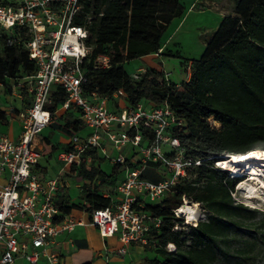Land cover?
Wrapping results in <instances>:
<instances>
[{
	"label": "trees",
	"instance_id": "trees-1",
	"mask_svg": "<svg viewBox=\"0 0 264 264\" xmlns=\"http://www.w3.org/2000/svg\"><path fill=\"white\" fill-rule=\"evenodd\" d=\"M12 0H0L11 4ZM80 10L73 18L74 25L86 28L87 45L91 46L90 63L84 64L88 81L83 85L84 96L95 91L106 96L108 109L118 112L167 103L182 124L168 131L180 141L184 155L200 164L188 176L181 178L161 198L150 201L139 198L138 212L149 217L146 233L154 258L143 259V264H252L256 238L233 244L236 232L243 226L260 229L264 219L255 211L232 198L235 186L241 181L230 170L216 165L226 155L243 154L254 148L264 150V0H236L231 14L225 15L205 40V48L198 59L190 61L187 81L176 85L163 71L145 67L133 78L124 65L132 59L159 54L161 39L171 21L183 15V0H79ZM12 40L8 44V40ZM24 30L5 31L0 28V88L11 94L12 86L36 72L29 58ZM98 54L109 58L106 68L94 69L91 59ZM22 95H28L21 90ZM117 91L122 95L114 96ZM66 98L56 86L50 93L51 114ZM220 125L211 128L208 119ZM7 114L0 106V123ZM81 120L72 128L78 129ZM54 129L64 127L51 124ZM140 146H148L152 134L139 129ZM134 129L129 131L133 136ZM96 156L90 150L84 155ZM156 168L159 164H151ZM121 164L112 167L116 174ZM97 169L84 172L92 179ZM142 177L146 179L144 173ZM154 179L151 181H157ZM182 198L199 204L206 219L184 227L183 218L175 215ZM86 204L65 206L63 214L72 208L92 212L110 206L111 200L96 190L88 192ZM160 220L158 227L153 221ZM249 222V224H247ZM174 246L173 251L167 245Z\"/></svg>",
	"mask_w": 264,
	"mask_h": 264
},
{
	"label": "built area",
	"instance_id": "built-area-1",
	"mask_svg": "<svg viewBox=\"0 0 264 264\" xmlns=\"http://www.w3.org/2000/svg\"><path fill=\"white\" fill-rule=\"evenodd\" d=\"M80 8L79 0H12L11 4H0V28L8 32L24 30L28 36L25 47L36 65L33 75L12 86V95L24 90L32 97L30 106L16 114L21 125L18 139L0 136V264H14L17 255L27 264H40L42 257L45 264H61L57 253L46 252L47 247L58 234L84 224L71 213L63 214L55 200L63 188L62 178L42 181L35 171L41 157L36 139L51 123L48 106L54 87L66 94L60 109H77L82 125L92 130L86 137L70 136L68 148L58 155L61 163L79 165L87 150L105 152L101 133L114 148L130 146L138 153L136 163L123 154L112 160L124 166L125 175L116 186L120 199L115 205L90 213L89 224L101 238L117 235V255L124 256L131 244L148 243L149 217L136 210L137 200L141 196L150 201L161 198L200 164L186 157L179 139L169 134L170 128L182 121L167 103L152 107L138 104L111 112L106 96L95 91L89 98L84 96L83 85L88 81L84 64L90 63L92 48L86 43V28L73 24ZM91 63L94 69L106 68L109 58L98 54ZM120 95L121 91L114 94ZM140 128L152 134L148 146H140ZM132 129L136 131L133 136L129 134ZM162 147L170 152H163ZM156 163L166 176L157 181L143 178L145 168ZM178 210L174 213L180 217ZM153 224L158 227L160 220Z\"/></svg>",
	"mask_w": 264,
	"mask_h": 264
},
{
	"label": "crops",
	"instance_id": "crops-1",
	"mask_svg": "<svg viewBox=\"0 0 264 264\" xmlns=\"http://www.w3.org/2000/svg\"><path fill=\"white\" fill-rule=\"evenodd\" d=\"M235 2L236 0H183L185 7L183 15L171 21H176V24L171 29L169 35L165 32L163 36L176 35L180 31L191 33L195 32L196 35H202L208 32L211 33L216 30L220 21L225 15L231 14V10H233ZM149 57L159 58L160 56L157 54L154 56L148 55L141 58V61L146 66L148 65V67L156 69L153 64L148 60ZM145 65H139L137 71H145ZM188 77L189 73L187 74V78L185 79V81L188 80ZM12 96L16 98L18 105L13 106L14 110L12 111V113H10V115H7L8 124L6 125V127L3 128L2 133L5 134L9 139L14 141L18 139V136L21 131L20 121L16 114L30 106L32 102V97L30 95L24 96L22 94ZM23 99H25L24 102ZM70 114L76 116H72L73 121L71 118H67V116H70ZM69 120H71V122H69ZM74 120H80V113L77 109H70L68 111H64L60 109V106H58L52 113L51 123L49 127L53 128L51 124H54L55 126L64 127L65 129H68L70 132H72V134H76L79 137H86L92 132L91 129L83 126L82 124L77 125V130L72 128L71 125L65 127L67 126V124H72ZM63 124L65 125L62 126ZM45 129L46 128L41 130L36 139L37 149L40 150L41 157L39 159L38 164L35 166V171L42 179V181L53 179L56 176H60L62 178L63 188L58 192L55 198L56 202L58 204L63 202V205L70 206L76 203L77 200L83 201L80 200V197L82 196L84 197V199H86L87 192L82 193V186L80 187V185L78 184L80 182L86 184H90V182H93L98 184V177L102 176L104 178L107 177L109 181H112L113 186L115 188L114 195H111L107 190H105L102 195L104 197H108L111 200V206L115 205L120 199V195L116 191V186L125 175L124 166L117 168V171L121 172V176L119 177L116 174H112V168L110 173L106 172L102 168V162L104 161V159H108L111 161L110 164L113 167L115 163L112 160L116 158L119 154H123L126 156L125 153L129 148H127V146L123 147L120 150L114 148L113 145L108 142L104 134L101 133V142L105 149V152H102L98 149H91L90 152H93V154H95V159H92L91 154L87 156L84 155V160L79 165L65 166L59 161L58 155L60 152L68 148L70 138L69 134L67 135V139H60L61 142L57 149V153L55 154L54 167L51 169V171H49V164L47 165V167L41 165L45 146L47 145L44 141V139L47 138L44 136L46 134L44 132ZM59 131L65 132V130L63 129H60ZM40 134L43 136L42 138H40ZM49 147L51 148V145H49ZM99 153L101 154V157ZM133 153H137V151L134 150L132 154ZM126 157L129 160V157ZM137 160L138 155L134 156L133 160H129V162L136 163ZM99 168L101 172H103V175L96 174L95 177H93L92 179L83 177L84 172H89L91 169L98 170ZM147 169H156V167L151 164L148 165L143 171L144 175ZM157 170L162 171L163 169L159 167L157 168ZM165 176L166 174L164 172V176L160 179L164 178ZM146 179L154 180L148 177H146ZM71 180L74 181V187L76 189H80V193L78 192L77 197H72L70 193V183L72 182ZM140 198L146 199L144 196H141ZM82 204H85V202L83 201ZM70 213L75 217L81 219L84 224L76 225L73 230L64 231L58 234L54 240V243L49 245L46 249L47 253H57L58 257L60 258L61 264H143L144 258H154V253L152 250L138 244H131L127 248V253L124 256L117 255L115 251L120 246V242L118 240L117 235L107 238H101L97 229L89 224L90 212H86L77 208H72L70 210ZM129 251H133L135 253L129 254ZM14 264L27 263L21 255H17L15 257ZM40 264H45L44 257L40 259Z\"/></svg>",
	"mask_w": 264,
	"mask_h": 264
},
{
	"label": "rangeland",
	"instance_id": "rangeland-1",
	"mask_svg": "<svg viewBox=\"0 0 264 264\" xmlns=\"http://www.w3.org/2000/svg\"><path fill=\"white\" fill-rule=\"evenodd\" d=\"M232 11L233 10H231V13ZM175 24L176 21L171 22L169 27L166 29L165 32L168 35L170 34L171 29L174 27ZM209 35V32L204 33L202 35H196L195 32L191 33L180 31L176 35L163 36L161 39V49L158 51V55L160 57H149L148 60L153 64L156 69L163 71L165 77L170 82L180 85L187 78L188 67H190V61L192 59H198L202 55L205 48V40ZM154 55L157 54H153L152 56ZM139 65L145 64L141 61V58H136L126 63L124 65V68L129 75L136 79L138 74L142 73L137 71ZM24 101L25 99H23V102ZM17 105L18 102L16 98L13 97L12 94L7 93L6 89L0 88V106L7 113V115H10V113H12V111L14 110L13 106ZM50 105L51 103L49 104V106ZM72 116L75 115L70 114V116H67V118H71L73 121ZM69 122H71V120H69ZM208 123L210 124L211 128H220L219 123L214 121L213 118H209ZM7 124L8 120L0 123L1 135H5L2 132L3 128L6 127ZM64 125L65 124H63L62 126ZM44 132L46 133L44 136L47 137L44 139V141L47 145L45 146L46 152L44 150L41 165L47 167V165L49 164V171H51L55 164V154L57 153V149L60 145V139H67V135L69 134L67 133V131L62 132L57 129H53L49 126L46 127ZM71 135L72 134H70V136ZM42 137L43 136L40 134V138ZM49 145H51V148L49 147ZM127 148L129 149H127L125 154L129 157V160L131 161L133 160L134 156H136L138 153L132 154L134 149L130 146H127ZM162 150L163 152H170V149L168 147H162ZM110 163L111 161L108 159H104V161L102 162V168L108 173H110L112 168V165ZM253 165L256 164H254L253 162ZM157 168L147 169V171H145V176L151 179H160L164 176V171L157 170ZM223 169L232 170V168L230 167ZM98 170H100V168ZM238 173L241 176V181L235 186V190L232 193V198L237 203H242L244 206L253 209L258 219H264V168H262V171L260 172V177H258V181L249 180L251 171H247L246 168H239ZM116 175L120 177L121 172H117ZM98 180V184L93 182H90V184L80 182L78 185H80V187L82 186V193H88L92 190H96L100 195H102V193L107 190L111 195H114L115 188L113 186L112 181H109L107 177L104 178L102 176L98 177ZM78 192L80 193V189H76L74 187V181H72L70 183V193L72 197H77ZM250 195L254 197H248ZM80 198V200H83L87 205L86 199H84V197L82 196ZM146 200L148 201L149 199ZM83 201L77 200L78 203L76 202L74 204L81 205ZM184 203H189V206L191 207L194 206L193 209H195V213L192 215V219H188L184 214L180 213V208ZM178 214L180 218H183V224H187L184 227L185 230H188L190 226H194L197 222L206 219L205 211L202 209V207L199 204L194 203L186 198L185 201H183L182 198V203L179 207ZM247 224H249V222H247ZM255 238L256 241L252 253V264H264V226H262L260 229H255L249 226H243L241 229L237 230L236 237L233 240V244L239 246L245 240L253 241V239ZM173 249V245H167V250L173 251ZM134 253L135 252L133 251H129V254Z\"/></svg>",
	"mask_w": 264,
	"mask_h": 264
},
{
	"label": "bare ground",
	"instance_id": "bare-ground-1",
	"mask_svg": "<svg viewBox=\"0 0 264 264\" xmlns=\"http://www.w3.org/2000/svg\"><path fill=\"white\" fill-rule=\"evenodd\" d=\"M253 162L256 165H253ZM217 166L222 168L230 167L234 173L238 172L239 168H246L247 171H251L249 180L258 181L260 172L262 171V168H264V150L261 148H254L243 154L230 155L228 158L219 160ZM248 197L254 196L250 195ZM193 207L189 206V203H184L180 208V213L184 214L188 219H192V215L195 213Z\"/></svg>",
	"mask_w": 264,
	"mask_h": 264
},
{
	"label": "water",
	"instance_id": "water-1",
	"mask_svg": "<svg viewBox=\"0 0 264 264\" xmlns=\"http://www.w3.org/2000/svg\"><path fill=\"white\" fill-rule=\"evenodd\" d=\"M229 156H230V155H226V156L220 158V160H221V159H224V158H228Z\"/></svg>",
	"mask_w": 264,
	"mask_h": 264
}]
</instances>
